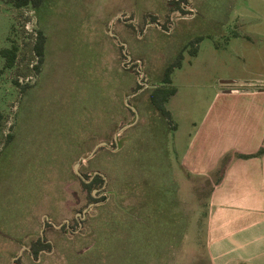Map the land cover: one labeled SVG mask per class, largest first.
<instances>
[{
  "label": "rangeland",
  "instance_id": "obj_1",
  "mask_svg": "<svg viewBox=\"0 0 264 264\" xmlns=\"http://www.w3.org/2000/svg\"><path fill=\"white\" fill-rule=\"evenodd\" d=\"M236 18L251 23L236 28ZM39 29L47 40L37 73ZM208 33L192 57L191 42ZM237 33L248 41L216 55L214 42L226 46ZM11 38L21 49L5 71L0 53L1 138L16 134L0 156V264H210L204 221L218 175L190 174L181 153L215 87L264 79V0H43L37 8L0 0V50ZM180 52L166 84L177 88L170 122L150 92ZM15 79L30 84L24 94ZM96 173L103 182L90 191L82 177ZM144 206L137 226L128 212ZM167 226L173 240L163 252ZM39 238L52 248L35 254Z\"/></svg>",
  "mask_w": 264,
  "mask_h": 264
},
{
  "label": "crops",
  "instance_id": "obj_2",
  "mask_svg": "<svg viewBox=\"0 0 264 264\" xmlns=\"http://www.w3.org/2000/svg\"><path fill=\"white\" fill-rule=\"evenodd\" d=\"M248 23L234 20L236 28ZM237 35L223 47L214 42L216 55L222 48L234 49L244 39L248 41L249 37ZM205 38L209 37L197 43V53L192 57L199 56ZM225 59L219 56V60ZM234 83L215 87L203 115L192 121L181 164L192 175L212 178L224 157L232 153L222 178L213 182L207 198L204 245L209 263L264 264V154L236 156L264 148V79ZM169 100L166 107L173 121ZM175 126L177 129L178 123Z\"/></svg>",
  "mask_w": 264,
  "mask_h": 264
},
{
  "label": "trees",
  "instance_id": "obj_3",
  "mask_svg": "<svg viewBox=\"0 0 264 264\" xmlns=\"http://www.w3.org/2000/svg\"><path fill=\"white\" fill-rule=\"evenodd\" d=\"M8 2L12 3L15 7H26V6L31 5L32 7L37 8L42 4L43 0H8ZM170 3L174 4V6L176 4L180 7L181 1H174V2H170ZM204 37H211V35L209 33L197 35L194 38L195 41L191 42L192 44L194 43V45H195L190 49L192 55H196L197 43H199ZM46 40H47V38H46L44 32L41 29H39L38 34L36 36V41L34 43V52L37 56V62H36V64L33 65V69L37 73H40L41 68H42V64L44 63V60H45ZM9 41H10L9 46L3 47L0 50V53L4 59L2 71H5L7 69L10 70L15 66L19 51L21 49L20 43L16 39L11 38V39H9ZM182 60H183V52H180L177 55V57L166 66L161 83L158 86L154 87L150 92V101H151L152 105L163 115V117H165V119H167L170 122L172 121L171 112L167 109L166 103L170 99V97L173 96L177 92V88H176V86H171V87L166 86V84L172 83V74L176 68L181 67ZM15 84L21 86V93L22 94H24L30 86L29 83L21 84L18 79H15ZM3 133H4V112L0 111V145H1V143L4 144V146H3L4 148L0 149V156H1L2 151L6 148L7 145H9L14 140V138L16 136L14 131L10 130L6 134L5 137L1 138V136H3ZM261 154H264V148H261L255 154H236V156L249 157L252 155H261ZM231 156H232V153L227 154L224 157V159L222 160L221 166L216 171L215 174L218 175L219 179L222 178L223 173L225 171V168L231 159ZM166 162L167 161H166V157H165V164H166ZM102 182H103V177H102V174H99V173H96L94 178H90V177H88V175L85 176V178H82V183H83L84 187L90 191L92 188H95L96 186H98ZM166 190L167 191L170 190L168 192H170V193L174 194V196H176V194L174 193V189H172L171 187H170V189L166 188ZM175 191H176V189H175ZM89 197H90L91 201L96 200V198L93 195V190H92V192H90ZM165 202H166V199L164 201H162L161 204H159V206L162 208H166L168 205H170V204H165ZM149 206H151V203H150V205H148V203H147V208ZM147 208H145V206H144V208L140 212H137V214H135V216H134V214L130 216L131 212H135L134 210H132L131 212L129 211L128 212L129 214L128 213H126V214L129 215L128 217L131 219V222L134 224L136 223V225L138 226L141 224H145L146 218L145 217L142 218V215L145 213V210ZM172 210L174 211L175 216L179 215L178 217H180L181 212H179V210L177 208V201H176V204L172 205ZM139 213H142V214H139ZM171 219H172V217L162 218V224L166 225V222L172 223ZM136 225L134 226L135 228H136ZM172 225H174V224H172ZM170 227H171V224H170ZM135 230L136 229H134V231ZM139 230H142V229H139ZM171 232L172 231L168 228V226H167V228L162 229L163 236L160 239H161V242L163 245V252L165 250L166 243L169 244L173 240V234ZM167 235H169V236L167 237ZM149 240L154 241V238H149ZM148 246L151 249V246L150 245H148ZM51 248H52L51 243H46L43 238H39L37 243L35 244V246L33 248V252L35 254H37L39 251H41L43 249H51ZM149 254H151V253H149Z\"/></svg>",
  "mask_w": 264,
  "mask_h": 264
},
{
  "label": "water",
  "instance_id": "obj_4",
  "mask_svg": "<svg viewBox=\"0 0 264 264\" xmlns=\"http://www.w3.org/2000/svg\"><path fill=\"white\" fill-rule=\"evenodd\" d=\"M105 144H106V142H102L100 145H105ZM100 145H99V146H100ZM82 178H85V177H82Z\"/></svg>",
  "mask_w": 264,
  "mask_h": 264
}]
</instances>
